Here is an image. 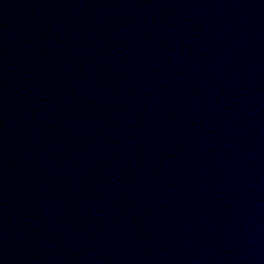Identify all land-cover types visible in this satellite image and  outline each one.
Wrapping results in <instances>:
<instances>
[{
  "label": "water",
  "instance_id": "obj_1",
  "mask_svg": "<svg viewBox=\"0 0 264 264\" xmlns=\"http://www.w3.org/2000/svg\"><path fill=\"white\" fill-rule=\"evenodd\" d=\"M0 264H264V0H0Z\"/></svg>",
  "mask_w": 264,
  "mask_h": 264
}]
</instances>
